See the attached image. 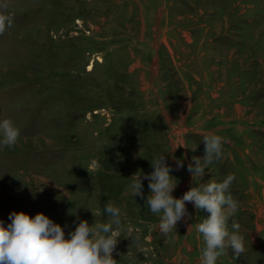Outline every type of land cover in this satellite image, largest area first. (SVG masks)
<instances>
[{
    "label": "rangeland",
    "instance_id": "1",
    "mask_svg": "<svg viewBox=\"0 0 264 264\" xmlns=\"http://www.w3.org/2000/svg\"><path fill=\"white\" fill-rule=\"evenodd\" d=\"M0 119L20 129L0 148V219L38 212L65 234L121 210L117 264H200L205 247L187 214L165 235L132 182L165 154L175 197L231 174L244 251L216 264H264V0H0ZM226 139L202 177L203 137ZM96 160L99 167H94ZM129 255H126V254ZM126 255V256H125Z\"/></svg>",
    "mask_w": 264,
    "mask_h": 264
},
{
    "label": "clouds",
    "instance_id": "2",
    "mask_svg": "<svg viewBox=\"0 0 264 264\" xmlns=\"http://www.w3.org/2000/svg\"><path fill=\"white\" fill-rule=\"evenodd\" d=\"M12 23L10 14L0 13V33ZM19 136L20 129L10 118L0 119V148L14 146ZM202 141L205 146L203 157L193 156L194 163H189L186 168L192 176L199 178L210 164L221 158L226 139L209 133ZM92 164L99 167L96 160ZM184 167L181 159H176L174 169L165 154L154 157L152 171L139 175L132 182L133 195L144 198L142 181L146 180L150 193L145 202L152 213L160 214L159 229L165 235L186 216L185 202H192L196 209L208 213L196 224L205 243L200 264H216L225 248L238 256L244 251V236L239 231L241 225L233 223L232 231L227 227L228 218L239 209V201L229 191L234 176L229 174L222 182L209 180L193 186L177 198L172 194L176 183L171 173ZM103 212L110 217L108 222L97 221L89 225L86 220H80L66 236L64 228L42 212L30 217L23 211H10V222L0 219V264H117L113 252L117 251L118 237L122 234L121 210L108 202ZM135 259L129 255V264H135Z\"/></svg>",
    "mask_w": 264,
    "mask_h": 264
}]
</instances>
